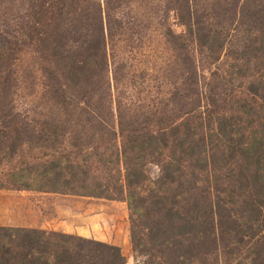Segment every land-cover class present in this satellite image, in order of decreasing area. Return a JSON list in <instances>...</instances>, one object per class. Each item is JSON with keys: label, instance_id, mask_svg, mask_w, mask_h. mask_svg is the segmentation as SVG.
Here are the masks:
<instances>
[{"label": "trees", "instance_id": "trees-1", "mask_svg": "<svg viewBox=\"0 0 264 264\" xmlns=\"http://www.w3.org/2000/svg\"><path fill=\"white\" fill-rule=\"evenodd\" d=\"M46 1L29 0L0 34V190L125 202L137 264H205L247 243L245 263L264 264V0H166L182 31L161 36L174 59L154 103L145 72L117 56L123 41L136 42L129 54L141 49L122 19L125 0H92L79 13L78 0H57L37 18ZM228 44L247 80L234 90L221 74L198 73ZM29 52L36 75L16 62ZM30 83L28 116L13 91ZM120 254L71 234L0 227V264H121Z\"/></svg>", "mask_w": 264, "mask_h": 264}, {"label": "rangeland", "instance_id": "rangeland-1", "mask_svg": "<svg viewBox=\"0 0 264 264\" xmlns=\"http://www.w3.org/2000/svg\"><path fill=\"white\" fill-rule=\"evenodd\" d=\"M29 0H0V34L5 30L12 32L15 28V19L22 12ZM46 1V0H44ZM37 9V18L46 16V5ZM96 1V0H95ZM127 3L122 11L123 20L129 23L131 30L137 31L141 37V49L128 53L130 46L136 42L123 41L118 44V58L123 57L126 63L132 66L133 73L138 70L145 72L147 80V99L155 102L157 87L164 69L173 68L174 54L163 44L162 34L169 28L177 34L182 27L177 23L173 11H165L166 0H125ZM209 2L210 0H204ZM92 0H78L74 3L76 12H80ZM101 4L102 0H98ZM66 8V7H65ZM64 8V10H65ZM118 18V16H117ZM234 44H228L215 53V62L211 65L203 63V70H198L206 80L209 75L216 72L231 80L229 85L234 90L237 83L246 84L247 80L237 78V49ZM17 63L36 75L37 59L27 53L18 55ZM176 74V71L174 72ZM159 80V79H158ZM205 80V81H206ZM246 82V83H245ZM15 94V95H14ZM15 111L31 115L35 102L36 86L30 85L13 91ZM12 97V96H11ZM147 101V102H148ZM146 176L154 179L157 169L148 164L145 168ZM129 213L126 204L120 200L104 198L83 197L79 195H62L43 193L32 190H0V227L32 228L44 231H56L79 236L86 239L117 246L121 250V264H137L142 260L133 254L129 244ZM263 233L260 234L262 236ZM251 241L250 245L255 244ZM248 243L241 245L233 255H227L221 249L213 251L205 258V264H246L245 254Z\"/></svg>", "mask_w": 264, "mask_h": 264}]
</instances>
